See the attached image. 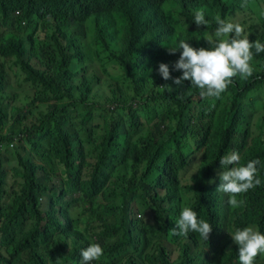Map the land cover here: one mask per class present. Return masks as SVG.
Here are the masks:
<instances>
[{
    "label": "trees",
    "instance_id": "trees-1",
    "mask_svg": "<svg viewBox=\"0 0 264 264\" xmlns=\"http://www.w3.org/2000/svg\"><path fill=\"white\" fill-rule=\"evenodd\" d=\"M253 2L264 4L0 0V19L6 18L2 29L14 32L0 33V94L6 72L19 68L36 91L31 109L47 105L30 125L14 109L0 140H16L19 155L8 171L0 154V264H81V251L93 243L103 255L89 264H239L231 238L235 230L253 227L264 234V103L258 93L264 85V52L252 49V75L233 78L219 98L201 97L190 81L175 85L182 72L172 66L182 52L181 40L204 48L206 38L215 36L217 16L250 18ZM19 10L23 18L15 16ZM197 10L204 11L207 25H195ZM37 21L43 39L36 29L30 32ZM83 38L96 43L99 73L110 78L104 95L95 96L85 74L76 87H67L73 61L84 60ZM250 38L264 43V22ZM161 63L173 79L161 77ZM73 89L79 101L66 103ZM70 106L82 108L78 122ZM47 138L49 149L42 154ZM235 150L245 162L261 164V185L243 193L244 208L230 206L217 191L219 159ZM46 155L60 171L46 169ZM9 189L17 200L6 196ZM183 192L190 196L183 206L175 205ZM184 207L210 223L208 242L191 231L169 238L168 223L178 220ZM254 264H264V257Z\"/></svg>",
    "mask_w": 264,
    "mask_h": 264
},
{
    "label": "clouds",
    "instance_id": "clouds-1",
    "mask_svg": "<svg viewBox=\"0 0 264 264\" xmlns=\"http://www.w3.org/2000/svg\"><path fill=\"white\" fill-rule=\"evenodd\" d=\"M215 22L217 27L214 35L217 39L213 41L209 36L206 40L210 48L196 49L181 40L178 47L182 52L172 66L173 71L182 72V76L175 78L173 83L182 86L184 81H190L191 85L200 90L201 97L219 98L232 83L233 78L238 75L241 78L251 76L252 49H255L256 54L264 52V43L259 40L250 42L240 23L218 16ZM194 23L198 27L209 23L203 10L195 11ZM175 52L176 50L169 49V54ZM159 74L165 81L173 79L167 64L159 65ZM219 164L222 171L218 173L220 184L217 191L230 194L228 201L230 206L239 207L241 201L237 196L261 185L259 176L261 164L257 159L245 162L238 150L220 157ZM175 225L176 227L172 229L173 235L186 236L191 231L198 233L207 242L213 230L210 223L198 220L197 213L190 207L181 210ZM231 238L238 246L239 264H254L255 258L264 254V234L253 227L237 228ZM80 255L81 264H89L100 259L103 249L99 244L93 243L83 249Z\"/></svg>",
    "mask_w": 264,
    "mask_h": 264
},
{
    "label": "rangeland",
    "instance_id": "rangeland-1",
    "mask_svg": "<svg viewBox=\"0 0 264 264\" xmlns=\"http://www.w3.org/2000/svg\"><path fill=\"white\" fill-rule=\"evenodd\" d=\"M249 17H246L245 15H238L236 20H232L234 22L240 23L245 30V33L249 37V41L251 40L250 34L251 33H258L263 30V22H264V4L259 5L253 2L250 5L249 8ZM16 17H24V11L19 10L15 12ZM5 20L6 18L0 19V33H3L6 36H10L13 34V31L4 30L2 28H5ZM239 20H246L245 23L239 22ZM39 23V21L35 22L32 26H30V32L34 31L36 29V25ZM251 27V31H248V28ZM36 34L39 38L43 39L45 34L42 30V28L36 29ZM25 37L27 38V33H25ZM213 41H215L217 38L215 36H211ZM208 38V37H207ZM206 38V40H207ZM230 38V37H229ZM205 40V49H209L210 45ZM81 51L84 55L83 61L74 60L70 69L74 73V77L71 79L70 83L68 84V88L70 86L76 87L78 83L81 81L82 74H85L89 77H91V90H94L95 96L98 95H104L105 91L108 89V85L110 84V78L102 76L99 71L103 67L98 63L97 55L99 54L98 47L96 43L91 41L89 38H83L81 40ZM33 46H40V45H33ZM32 47V46H31ZM31 47H29L28 53L31 54ZM32 55V54H31ZM83 69V71H82ZM118 70H121V67L118 68ZM239 78H241L238 75ZM35 88L33 85L26 80L25 75L21 71V69H15V70H8L6 72V86L4 89V92L0 94V107L3 112V126L0 125V140L3 139L7 133V129L11 126V120L12 113L14 109H18L23 114V121L25 124L30 125L31 123L38 120L35 116L42 114L47 110V105L42 104L34 107L31 109V103L32 100L35 97ZM259 96L261 97V101L264 103V85L258 88ZM70 99L64 98V101L66 103L70 104H77L80 98L79 93L76 89H73L70 93ZM31 109V110H30ZM72 113L70 112V115L74 118V122H78V114L81 113V107L79 106H70ZM77 109V110H76ZM261 113H264V110L261 111ZM40 119V118H39ZM40 121V120H39ZM17 130V129H16ZM16 138V137H14ZM50 145V138L45 139L41 142V153H46V151L49 149ZM0 154L5 157L7 161H5V169L10 171L13 170L12 166L14 164H17L19 162V155L16 153V143L13 145H9L7 142L0 143ZM20 155L24 156L25 152L20 151ZM45 167L48 171H60V167L57 164V162L51 157V156H45ZM154 194L158 193L157 190L153 191ZM222 196H224L229 201L230 194L220 192ZM6 196L10 199V201L17 200V197L15 196V191L12 189H9V192H7ZM190 196V193H181L179 200L175 203V205L183 206L185 200L187 197ZM237 199L241 201L240 204H242L243 208L245 207V204L243 202V193L237 196ZM229 203V202H228ZM42 204H46V199L42 201ZM44 207V206H43ZM176 218H171L169 221V228H168V236L170 238L172 233V229L176 227ZM171 225V227H170ZM172 237V239L177 238ZM182 237V236H181ZM264 254H260L257 256V258H263ZM101 258V257H100ZM98 261V260H97ZM96 261V262H97Z\"/></svg>",
    "mask_w": 264,
    "mask_h": 264
},
{
    "label": "built area",
    "instance_id": "built-area-1",
    "mask_svg": "<svg viewBox=\"0 0 264 264\" xmlns=\"http://www.w3.org/2000/svg\"><path fill=\"white\" fill-rule=\"evenodd\" d=\"M14 143H17L16 140H15L14 142L10 143V144L13 145ZM10 144H9V145H10Z\"/></svg>",
    "mask_w": 264,
    "mask_h": 264
}]
</instances>
